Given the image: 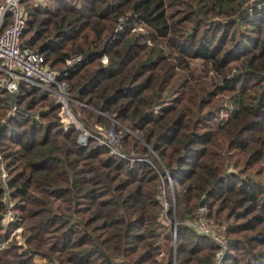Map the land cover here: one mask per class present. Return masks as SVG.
Listing matches in <instances>:
<instances>
[{
	"label": "trees",
	"instance_id": "obj_1",
	"mask_svg": "<svg viewBox=\"0 0 264 264\" xmlns=\"http://www.w3.org/2000/svg\"><path fill=\"white\" fill-rule=\"evenodd\" d=\"M247 2L22 0V45L59 71L81 56L64 79L82 124L146 161L78 144L44 90L0 88V264H212L198 218L222 264H264V2Z\"/></svg>",
	"mask_w": 264,
	"mask_h": 264
},
{
	"label": "built area",
	"instance_id": "obj_2",
	"mask_svg": "<svg viewBox=\"0 0 264 264\" xmlns=\"http://www.w3.org/2000/svg\"><path fill=\"white\" fill-rule=\"evenodd\" d=\"M256 1L248 0V6L257 5ZM26 16L22 0H4L0 3V88L5 89L10 94H15L20 82L34 85L53 97L59 108L57 112L58 124L64 131L76 130L78 132V144L86 145L90 139H94L96 146H104L111 154L120 158L132 162L146 161V158L141 157L133 149L128 153L122 150L120 145L122 134L112 126L107 129L98 127L99 130L93 133L82 124L78 112L72 107L76 101L71 95L69 84L64 79L72 68L80 64L81 56L75 55L69 59L62 71L50 67L45 63L42 55L21 43ZM15 110L16 105H12L2 122L13 116ZM8 177L0 151V182L5 189H7ZM2 200L7 209L3 221L7 223L14 216L10 210L13 203L9 200L7 191ZM203 209L199 207L200 211ZM185 223L201 235L211 238L217 244L218 249L212 264H222L227 251V241L223 233L214 229L204 218L186 221Z\"/></svg>",
	"mask_w": 264,
	"mask_h": 264
},
{
	"label": "water",
	"instance_id": "obj_3",
	"mask_svg": "<svg viewBox=\"0 0 264 264\" xmlns=\"http://www.w3.org/2000/svg\"><path fill=\"white\" fill-rule=\"evenodd\" d=\"M264 2V0H257L256 1V4L258 5V4H261V3H263ZM112 128H114L113 126H112ZM114 130V129H113ZM199 207L200 208H204V199H202L201 201H200V203H199ZM0 218H2V215H0Z\"/></svg>",
	"mask_w": 264,
	"mask_h": 264
},
{
	"label": "rangeland",
	"instance_id": "obj_4",
	"mask_svg": "<svg viewBox=\"0 0 264 264\" xmlns=\"http://www.w3.org/2000/svg\"><path fill=\"white\" fill-rule=\"evenodd\" d=\"M100 128H103V127H100ZM106 129H107V128H106ZM97 130H98V129H97ZM199 211H200V210H199ZM198 219H200V218H198ZM211 226H212V225H211ZM212 227H213V226H212ZM213 228H214V227H213ZM37 262H38V261H37ZM37 262H36V263H37ZM39 263H40V262H38V264H39Z\"/></svg>",
	"mask_w": 264,
	"mask_h": 264
}]
</instances>
